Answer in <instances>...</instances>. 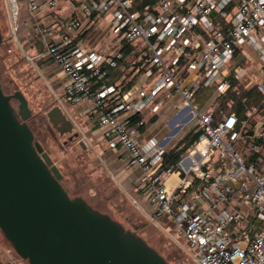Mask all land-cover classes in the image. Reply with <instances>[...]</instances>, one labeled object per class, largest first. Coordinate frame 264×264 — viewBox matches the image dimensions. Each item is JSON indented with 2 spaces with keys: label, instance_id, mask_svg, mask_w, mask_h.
I'll list each match as a JSON object with an SVG mask.
<instances>
[{
  "label": "built area",
  "instance_id": "obj_1",
  "mask_svg": "<svg viewBox=\"0 0 264 264\" xmlns=\"http://www.w3.org/2000/svg\"><path fill=\"white\" fill-rule=\"evenodd\" d=\"M79 1L88 15L110 12L115 29L127 42L146 47L149 65L144 73L153 81L135 96L122 92L106 79L107 68H117L123 53L104 55L88 49L65 31L59 41L49 45L48 52L68 78V99L79 102L91 97L99 113L98 123L109 132V146L126 149L131 163L142 168L137 188L148 195L156 216H171L183 229L196 264H264V127L249 146L251 154L260 156L256 163L248 162L235 144L236 113L224 114L215 123L214 104L204 111L196 106L197 93L203 87L215 86L219 95L226 93L231 82L224 69L243 44H251L259 52V87L264 93V0H158L143 9L135 7L137 0ZM12 2L17 5L16 0ZM59 2L47 0V5L55 7ZM28 6L37 11L40 0H28ZM80 26L79 20L69 24L71 29ZM170 52L173 56L168 58ZM231 71L237 80L245 73L240 66ZM163 93H180L188 109L185 117L188 121L196 118L201 131L197 144L181 155L177 166L163 167L165 149L157 140L140 142L137 138L135 125H142L143 120L130 123L132 114L147 108L158 111ZM204 142L207 145L199 149ZM177 169L184 174L178 192L167 185ZM195 178L202 182L200 189L193 186ZM179 193L187 200L180 201ZM235 196L234 208L220 207ZM198 200L208 201V208L200 210ZM23 260L12 251L8 264H22Z\"/></svg>",
  "mask_w": 264,
  "mask_h": 264
},
{
  "label": "crops",
  "instance_id": "obj_2",
  "mask_svg": "<svg viewBox=\"0 0 264 264\" xmlns=\"http://www.w3.org/2000/svg\"><path fill=\"white\" fill-rule=\"evenodd\" d=\"M3 1L8 30L7 49L10 52L14 51L13 59L16 63L12 66L11 74L19 83L21 91L29 101L32 99L31 95L36 93H45L55 101L48 111V117L51 125L61 135H70L62 133L61 117L66 116V119L73 123V131L80 132L79 138L74 141L78 143L80 150L79 157H81L79 159L77 156V159L80 163L83 162L85 172L99 174L100 178H104L113 188V194L121 195L145 218L158 219L170 225L175 223L171 216H156L148 195L137 188L142 177V168L131 163L126 149L109 146V132L98 123L99 113L94 108L91 97L87 96L79 102L68 99L65 92L68 78L48 52L49 45L59 41L65 31L74 37L75 42L104 55L121 51L123 58L119 66L107 68L110 73H108L106 82L117 84L122 90L125 89V92L129 91L131 96H135L139 89L149 86L153 81V77L147 76L143 69L145 64L146 67L149 65L146 47L142 43H128L115 29L110 12L88 15L83 11L79 0H60L55 7H49L47 0H40L41 6L37 11L29 8L28 0H16V6L12 0ZM72 20H79L81 26L78 29L69 28ZM172 56L173 52H170L167 57ZM180 64L183 68L184 61L181 60ZM227 66L224 69V75L231 82L229 90H236L241 86L247 90H258L263 96L262 105L252 104L248 107L244 119L241 120L238 117L236 125L238 136L235 144L247 159L251 155L249 151L251 140L264 127V93L259 87L262 81L259 52L251 44L240 45L233 60ZM237 66L245 69L240 80H237L231 71ZM233 83L236 85L233 86ZM196 97L197 108L204 111L211 104L218 105L223 94L219 95L215 86H209L203 87ZM160 98L164 99V102L158 111L147 108L141 113H135L138 117L132 114L130 123L133 125L139 119L143 120L142 125H135L136 135L140 142L155 139L165 151H168L175 147L189 131L198 132L200 129L196 118L188 121L185 117L188 109L184 108V99L180 93H172L170 96L163 93ZM199 103L200 106H198ZM229 106L230 110L221 111L219 118H215L216 113L214 112V122L217 119L220 120L224 114L236 113L232 104ZM254 108L255 111L250 116L247 115V112ZM198 139L183 154L192 149ZM206 145V142L201 143L198 148L203 149ZM182 146L178 148L182 149ZM213 158L217 160L216 154ZM182 175L184 174L179 173L177 169L169 177L167 185L171 190L178 192L177 187ZM193 186L200 189L201 180L195 178ZM178 197L180 201L187 200L182 193H179ZM236 199L237 196L234 197L233 203H221L220 207L222 209L234 208L237 205ZM196 204L200 210H206L209 206V202L205 200H198ZM252 217L253 215L250 217L251 221ZM10 253V249L0 246V264H8Z\"/></svg>",
  "mask_w": 264,
  "mask_h": 264
},
{
  "label": "water",
  "instance_id": "obj_3",
  "mask_svg": "<svg viewBox=\"0 0 264 264\" xmlns=\"http://www.w3.org/2000/svg\"><path fill=\"white\" fill-rule=\"evenodd\" d=\"M3 40L0 26V47ZM31 116L26 95L6 93L0 81V230L14 251L29 264H173L109 212L70 194ZM60 120L65 143L78 139L73 123Z\"/></svg>",
  "mask_w": 264,
  "mask_h": 264
},
{
  "label": "rangeland",
  "instance_id": "obj_4",
  "mask_svg": "<svg viewBox=\"0 0 264 264\" xmlns=\"http://www.w3.org/2000/svg\"><path fill=\"white\" fill-rule=\"evenodd\" d=\"M6 8L4 1L0 0V24L4 34L7 37L6 28ZM7 41L0 47V64L2 58H5L4 64L7 65V71L3 72V80L10 77L12 66H15L13 52L8 51ZM7 77V78H6ZM32 99L30 107L33 113L38 114L32 119V128L37 139L43 141V146L51 155L55 163L62 170L64 177L63 183L72 195H82L91 204L101 210L110 212L114 217L129 226L132 222L136 224H144L139 234L143 236L152 246L156 247L166 258L173 264H196L194 251L189 247L184 231L178 227L176 223L166 224L158 219H147L142 216L135 208H133L121 195L113 194V188L104 178H100L99 174L94 172L89 174L85 172L83 162H79L80 150L77 142L64 145L68 139L67 135H61L52 125L48 117V111L55 104L45 93H36L31 95ZM17 107L18 102H14ZM200 106V103L198 104ZM215 118H219V104L214 106ZM230 110V106L226 108ZM42 124H40V120ZM81 157V156H80ZM79 157V159H80ZM96 172V171H95ZM0 246L14 251L10 242L6 239L0 230ZM22 264H29L23 260Z\"/></svg>",
  "mask_w": 264,
  "mask_h": 264
},
{
  "label": "trees",
  "instance_id": "obj_5",
  "mask_svg": "<svg viewBox=\"0 0 264 264\" xmlns=\"http://www.w3.org/2000/svg\"><path fill=\"white\" fill-rule=\"evenodd\" d=\"M157 1L158 0H137L136 1V4H135V7L138 8V9H143V8H145L148 5L150 7H153ZM0 26H1V24H0ZM3 38H4V34H3ZM7 38L8 37L4 38L2 45L4 44L5 40L7 41ZM11 52H13V54H14V51H11ZM9 56H10V53H7L2 58V63L0 64V81L2 83V87H3L4 91L6 93H14L17 90H21V87H20L19 83L15 80V78H13V76L10 75V77H8L7 81L6 80H3V72L4 71H7V67H8L7 65L4 64V61H5V58L6 57H9ZM120 61H119V63H120ZM143 62H145V61L143 60ZM145 68H146V64L144 65L143 69H145ZM108 73H110V70H109ZM235 85H236V83H233V86H235ZM124 90L125 89H123L122 92ZM262 98H263L262 93L260 91H258V90H254V89L247 90V89H245V88H243L241 86L238 89H236V90L235 89L234 90L233 89L232 90L231 89L229 90V88H228V90L226 91V93L223 94V97H221V99L219 101V110L218 111L221 112V111L225 110L229 106V104H232V107L235 110L236 114L238 115L239 119L242 120L245 117V113H246L248 107H250L252 104H261ZM14 102H18V100L17 99H13L12 100L13 105H14ZM31 110H32V108H31ZM37 115L38 114H35L32 111V116L29 119V124H30L31 127H32V124H31L32 123V119L35 116H37ZM137 115L138 114H135L136 117H138ZM37 119H39V117ZM218 120L219 119H217L215 121V123H217ZM40 124H42L41 120H40ZM200 133H201L200 130L198 132H194L193 130L192 131H189L185 135V137L175 147L169 149L168 151H165V153L163 155V160H162L163 167L176 166V164H177L179 158L181 157V155L184 152H186L188 150V148L198 139V137L200 136ZM39 141L41 142L42 145H44L42 140L39 139ZM68 143H70V142H67V143L64 142V145H66ZM180 145H183L182 146V149H179L178 148ZM259 156H260L259 153L254 152L246 160L248 162H255L256 163V161H257V159H258ZM98 209H101V208H98ZM103 211H105V210H103ZM123 224L126 226L125 223H123ZM143 226H144V224L139 225V224H136V223L132 222L129 226H126V227L129 228V229H131V230H133V231H135L136 233L139 234V231H140V229Z\"/></svg>",
  "mask_w": 264,
  "mask_h": 264
}]
</instances>
